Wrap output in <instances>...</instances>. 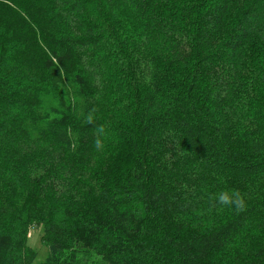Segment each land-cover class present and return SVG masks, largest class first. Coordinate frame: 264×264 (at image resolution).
I'll use <instances>...</instances> for the list:
<instances>
[{"label": "trees", "instance_id": "16d2710c", "mask_svg": "<svg viewBox=\"0 0 264 264\" xmlns=\"http://www.w3.org/2000/svg\"><path fill=\"white\" fill-rule=\"evenodd\" d=\"M0 1L15 11L11 24L4 22V28L16 26L26 38L12 45L17 59L38 63L48 81L44 88H24L19 94L39 112L37 120L44 125L49 141L73 158L79 138L72 121H79L81 112L75 96L84 95L89 86L90 69L83 61L91 58L93 69L103 67V53L96 55L92 49L101 43L103 34L111 37L115 30L100 32L72 16L71 22H62L64 30L74 28L76 37L71 39L43 16L57 4L74 15L82 7L79 0H25L27 6L16 0ZM197 5L194 22L181 28L192 32L194 43L201 37L211 44L225 31L231 0H212L206 12L201 11V0ZM173 8L185 10L177 4ZM252 14L248 8L224 41L229 55L235 57L247 40ZM6 45L0 35V47ZM113 46L125 59L120 74L134 88V103L132 91L127 101L133 118L123 129L121 143L133 166L121 171L108 167L105 188L93 204H60L49 212L32 204L10 211L6 217L2 210L0 264H36L38 251L28 244L34 224L43 227L41 237L49 248L41 264H228L249 251L237 241L243 231L251 230V221L260 251L264 248V194L260 195L264 193V97L251 101L244 110L252 125L238 124L246 129L236 130L230 137L232 120L225 108L199 99L202 68L196 54L177 53L162 66L150 61L140 42L128 41L127 45L126 40L116 38ZM235 93L245 97L241 88ZM1 98L0 103L5 104ZM101 124L104 121L92 118L84 123L83 132ZM14 131L18 135L12 133V137L18 138L20 130ZM171 141L181 148L188 165L201 170L199 186L211 184L218 190L206 191L199 202L189 205L211 207L221 216V222L211 228L201 230L183 219L190 214V208L183 207L190 204V196L171 175L172 163L167 157ZM17 193L15 184L6 185L8 201H14ZM227 211L230 216L225 218ZM263 254L264 249L259 256Z\"/></svg>", "mask_w": 264, "mask_h": 264}, {"label": "rangeland", "instance_id": "374dc122", "mask_svg": "<svg viewBox=\"0 0 264 264\" xmlns=\"http://www.w3.org/2000/svg\"><path fill=\"white\" fill-rule=\"evenodd\" d=\"M25 5V0H16ZM201 11L211 7L212 0H201ZM198 0H79L82 6L72 15L57 4L49 12L43 13L47 20L53 21L57 30L72 39L76 37L74 28L64 30L62 22H71L72 16L80 17L100 32L113 28L111 37L102 35L99 45L92 53H103L104 64L93 69L91 58L83 61L90 69L89 86L79 101L80 120L74 119L75 136L82 140L74 147V157L69 158L62 147L53 145L48 139L44 125L37 120L39 112L34 110L19 92L22 89L44 88L48 81L38 63L17 59L12 47L15 41L26 39L22 30L4 28V22L11 24L15 11L0 1V35L7 45L0 47V213L4 216L34 204L49 212L54 206L64 204L71 207L93 204L106 185L105 171L108 167L121 171L134 164L129 151L122 147L123 129L132 120L128 111V93L134 103V88L128 85L127 77L120 74L124 58L114 49L116 38L131 43L140 42L147 51L150 61L166 64L174 55L196 54L201 60V82L198 87L200 101L215 103L231 118L229 136L236 130H244L238 124L252 125L251 118L244 115L248 103L264 97V0H231L230 11L223 35L209 44L203 38L194 43L192 32L181 27H189L198 15ZM185 7L184 11L175 10L173 5ZM250 8V33L238 50L231 56L224 47V41L237 29L242 14ZM7 24V25H8ZM75 39V38H74ZM169 39V40H168ZM168 40V41H165ZM37 48L41 51L39 46ZM35 48L33 47V50ZM120 58L121 63L118 61ZM163 66V65H162ZM200 68V69H201ZM237 88L245 92L238 97ZM23 96V97H22ZM10 97L11 99H9ZM134 107V106H133ZM104 121L99 128L84 131V123L90 119ZM12 137V133L18 135ZM167 157L172 163V176L175 184L190 196L189 216L183 219L194 227L204 230L221 222V216L211 211V207L196 205L206 191L217 192L211 184L199 186L201 170L188 165L181 148L174 141L167 144ZM110 170V169H109ZM17 186L14 201H8L4 194L7 184ZM261 193L260 195H263ZM249 205L245 203L244 206ZM230 216L226 212L225 218ZM172 219V216H171ZM255 225L251 221L247 231H243L237 244L243 251L242 258L231 259L228 264H264V254L259 256ZM258 230H261L258 228ZM43 227L34 224L28 232V244L37 252L36 264L46 259L48 246L41 235ZM256 247V248H255Z\"/></svg>", "mask_w": 264, "mask_h": 264}]
</instances>
